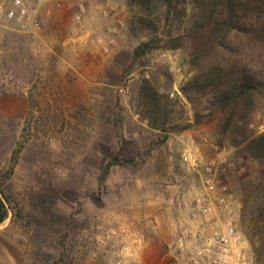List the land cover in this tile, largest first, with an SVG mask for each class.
I'll use <instances>...</instances> for the list:
<instances>
[{"label":"rangeland","instance_id":"obj_1","mask_svg":"<svg viewBox=\"0 0 264 264\" xmlns=\"http://www.w3.org/2000/svg\"><path fill=\"white\" fill-rule=\"evenodd\" d=\"M24 1L39 22L30 32L9 18L14 0H0V182L8 208L0 264H182L180 238L189 248L210 243L191 237L210 231L194 217L206 192L186 171V149L203 160L226 158L208 194L215 204L222 186L232 194L239 246L248 262L264 264L253 219L262 171L239 145L264 134V87L251 105L242 100L227 130L234 110L195 124L211 97L182 93L206 67L237 65L264 83V0H238L245 6L223 46L201 31L194 46L186 36L179 48L158 47L137 62L134 49L150 33L134 29L136 0ZM144 77L168 97L157 113L142 100ZM114 152L137 165L114 167L99 189ZM216 210L223 221V208Z\"/></svg>","mask_w":264,"mask_h":264},{"label":"trees","instance_id":"obj_2","mask_svg":"<svg viewBox=\"0 0 264 264\" xmlns=\"http://www.w3.org/2000/svg\"><path fill=\"white\" fill-rule=\"evenodd\" d=\"M189 0H136L142 7V13L136 16L134 25L139 28L134 29L144 31L149 30L150 37L147 41L140 43L133 52V61L146 57L158 47L165 50H175L181 46V42L186 36H193L192 45H195V38L198 32L207 31L204 36L210 42L220 43L222 46L230 35L231 31L237 28L240 8L245 6V2L238 0H192L191 13L187 12L186 3ZM250 0H246L249 2ZM164 25L161 29L160 27ZM165 25H169L166 31ZM184 27V28H183ZM188 27V28H187ZM187 28V31L185 29ZM182 30H184L182 32ZM166 35H165V33ZM165 35L166 38L163 37ZM198 35V34H197ZM167 39V40H166ZM202 40V37L199 39ZM165 42L163 46L160 43ZM209 45L206 53L210 51ZM203 49V48H202ZM209 53V52H208ZM198 61L194 63L199 67ZM170 81V76L166 77ZM150 78L144 77L145 82L141 90V97L148 110L157 113L162 107L167 96H160L158 91L152 86ZM169 85V84H168ZM171 86V85H169ZM264 87V83L249 75L244 69L234 65L231 70L215 67L209 69L202 68L201 71L190 79L182 87V93L191 101V93L197 92L204 96H210V112L206 115L196 114L195 124L202 123L205 117H214L217 113H227L234 110L228 117L229 123L225 126L229 128L235 116V110L242 103H253L254 95L259 93ZM210 89L211 93L207 92ZM155 107V108H152ZM168 112V111H166ZM193 124H188L184 130L189 129ZM239 145H244V152L248 158L260 166V183L255 188L256 197L259 198V205L255 208L253 219L256 232L260 241L264 245V134L247 137ZM137 163L131 159H123L119 152H114L111 158L103 165L98 178V187L102 189L114 167L135 166ZM10 173L8 175L10 176ZM0 182V224L8 216L7 201L1 191Z\"/></svg>","mask_w":264,"mask_h":264},{"label":"built area","instance_id":"obj_3","mask_svg":"<svg viewBox=\"0 0 264 264\" xmlns=\"http://www.w3.org/2000/svg\"><path fill=\"white\" fill-rule=\"evenodd\" d=\"M13 6L9 11V18L21 23L25 32H30L31 27H39L38 20L29 14L24 0H14ZM80 8L84 10L83 6ZM182 161L189 174L200 177L206 192L196 199V206L192 209L196 211L194 217L201 216L205 219L210 234L197 231L191 237L196 241L209 239L210 243L207 248H200L196 245L189 248L184 238H180L176 246L177 260L182 264L187 260L190 264H251L246 258L245 251L239 246L232 206L234 197L225 186L220 188L217 204L208 194L209 191L217 187L218 175L226 172V167L229 166L226 158L218 155L217 158L203 160L186 149L182 154ZM217 205L224 210L225 218L223 221L216 216ZM183 207H188V204L185 203ZM124 263L123 260L118 261V264ZM130 264L138 263L132 262Z\"/></svg>","mask_w":264,"mask_h":264}]
</instances>
